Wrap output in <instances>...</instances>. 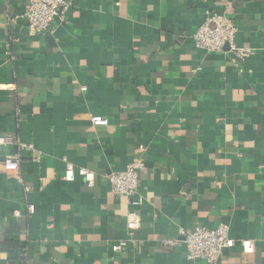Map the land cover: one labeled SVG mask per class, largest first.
I'll use <instances>...</instances> for the list:
<instances>
[{"label":"crops","instance_id":"1","mask_svg":"<svg viewBox=\"0 0 264 264\" xmlns=\"http://www.w3.org/2000/svg\"><path fill=\"white\" fill-rule=\"evenodd\" d=\"M65 1L54 33L35 35L28 0H0V136L32 146L0 154L21 158L18 176L0 172V235L25 264H205L187 260L181 234L225 224L235 246L217 264H264V0ZM209 13L234 24L244 62L194 48ZM138 158L135 206L106 178ZM67 164L92 186L66 181ZM22 252L0 249V264Z\"/></svg>","mask_w":264,"mask_h":264},{"label":"built area","instance_id":"2","mask_svg":"<svg viewBox=\"0 0 264 264\" xmlns=\"http://www.w3.org/2000/svg\"><path fill=\"white\" fill-rule=\"evenodd\" d=\"M68 4L65 0H28L23 14L20 16L25 20L29 33L35 35H48L54 33V21L63 18ZM237 29L234 24L225 16L217 13H209L201 26L193 34V46L197 50L207 53H220L227 47L233 53L238 62H244L251 54L248 48H238L235 44ZM82 91L85 89L82 88ZM94 126H106L108 120L99 116L90 118ZM17 146L27 151H32V146L21 145L17 140L9 136H0V154L3 149ZM33 161L38 162L39 157ZM21 158L18 154L6 155L0 159V172L7 175H19ZM144 169V161L138 158L126 165L120 172H113L107 176L110 185V193L114 197H125L131 200V204L138 206L142 200L138 198L139 173ZM75 175L82 177L88 187L92 186L94 174L85 168H75L71 164L66 165L64 179L73 181ZM22 182L21 178H18ZM27 213H34L33 206L27 207ZM19 216L18 212H14ZM138 221L133 215L127 216L126 228L134 231L138 228ZM182 243L185 245L186 258L189 261H199L205 264H217L224 250L232 249L235 240L229 235V228L220 224L214 229L196 225L189 232H183ZM161 248H174L180 241L177 239L159 240ZM244 253L251 254L254 250L251 240H240L239 242ZM128 248V242L119 240L111 245L110 249L114 255L123 253Z\"/></svg>","mask_w":264,"mask_h":264},{"label":"trees","instance_id":"3","mask_svg":"<svg viewBox=\"0 0 264 264\" xmlns=\"http://www.w3.org/2000/svg\"><path fill=\"white\" fill-rule=\"evenodd\" d=\"M0 249L2 251H5L7 249H13V250H19L23 251L21 254L22 256L19 259H15L12 261L13 264H25L26 258H25V252L24 246H20L18 241L15 239H6L0 235Z\"/></svg>","mask_w":264,"mask_h":264},{"label":"water","instance_id":"4","mask_svg":"<svg viewBox=\"0 0 264 264\" xmlns=\"http://www.w3.org/2000/svg\"><path fill=\"white\" fill-rule=\"evenodd\" d=\"M227 49H228L227 47L224 48V50H227Z\"/></svg>","mask_w":264,"mask_h":264}]
</instances>
